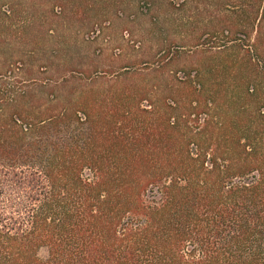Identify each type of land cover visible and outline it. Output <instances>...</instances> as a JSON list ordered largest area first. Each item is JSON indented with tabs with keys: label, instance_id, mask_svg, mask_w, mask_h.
<instances>
[{
	"label": "trees",
	"instance_id": "1",
	"mask_svg": "<svg viewBox=\"0 0 264 264\" xmlns=\"http://www.w3.org/2000/svg\"><path fill=\"white\" fill-rule=\"evenodd\" d=\"M162 2L228 41L158 105L84 71L0 79V264H264V0Z\"/></svg>",
	"mask_w": 264,
	"mask_h": 264
},
{
	"label": "rangeland",
	"instance_id": "2",
	"mask_svg": "<svg viewBox=\"0 0 264 264\" xmlns=\"http://www.w3.org/2000/svg\"><path fill=\"white\" fill-rule=\"evenodd\" d=\"M165 14L162 0H0V79L51 86L84 71L96 86L141 87L158 105L151 87L167 96L168 74L183 79L203 50L228 41L169 27ZM198 38L205 45L193 47Z\"/></svg>",
	"mask_w": 264,
	"mask_h": 264
}]
</instances>
